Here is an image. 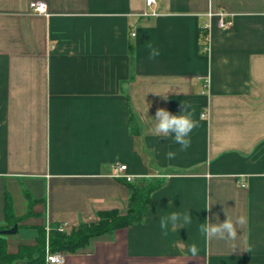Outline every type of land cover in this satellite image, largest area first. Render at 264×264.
Masks as SVG:
<instances>
[{"label":"crops","instance_id":"1","mask_svg":"<svg viewBox=\"0 0 264 264\" xmlns=\"http://www.w3.org/2000/svg\"><path fill=\"white\" fill-rule=\"evenodd\" d=\"M221 10L232 27L213 17L208 32ZM150 11L145 0H0V221L7 198L22 218L9 252L48 223L69 231L126 213L128 187L112 175L127 165L134 180L162 181L145 220L64 264H264V0H157ZM182 102L198 122L186 151L152 135L157 108L179 115ZM173 211L192 222L163 235ZM226 215L245 218L237 238L205 240L200 224Z\"/></svg>","mask_w":264,"mask_h":264},{"label":"trees","instance_id":"2","mask_svg":"<svg viewBox=\"0 0 264 264\" xmlns=\"http://www.w3.org/2000/svg\"><path fill=\"white\" fill-rule=\"evenodd\" d=\"M203 46L204 53L207 52ZM128 187L127 211L121 214L118 210H106L97 213L93 222H80L69 231L59 232L51 224L48 239L44 227H41L34 245H20L14 253L8 251L7 236L0 234V264H45L46 246L51 253H75L86 247L92 238L105 234L112 235L117 230L132 225L142 224L148 212L152 194L161 188V180L141 178L125 181ZM12 210L11 201L6 199L4 223L0 221V231L9 229L20 222Z\"/></svg>","mask_w":264,"mask_h":264},{"label":"clouds","instance_id":"3","mask_svg":"<svg viewBox=\"0 0 264 264\" xmlns=\"http://www.w3.org/2000/svg\"><path fill=\"white\" fill-rule=\"evenodd\" d=\"M147 48L149 50L148 59L154 60L160 56V49L154 47L151 43L147 45ZM181 109V114L174 115L165 108H157L155 116L152 117L154 120L152 135L164 139L171 137L176 144L180 145V151H186L191 146L190 134L196 127H198V122L192 118L190 104L182 102ZM175 156L176 153L173 151H169L166 154L167 159H174ZM211 208L212 205L210 204L205 209L211 212ZM191 222L192 216L189 211L185 213L173 211L170 214L163 215L159 218V227L162 234L167 235L169 225H171L172 230H179L190 225ZM245 222L244 217H239L236 220H233L228 216L223 222H220L219 216H216V222L213 223L212 217L209 216L204 223L200 224L199 231L204 236L205 240L218 239L234 241L237 238V226H242ZM235 250L236 248L234 247L233 251ZM188 251L193 257H195L199 253V248L193 243L188 248ZM244 251L250 252V249H245Z\"/></svg>","mask_w":264,"mask_h":264},{"label":"built area","instance_id":"4","mask_svg":"<svg viewBox=\"0 0 264 264\" xmlns=\"http://www.w3.org/2000/svg\"><path fill=\"white\" fill-rule=\"evenodd\" d=\"M145 4L151 9L150 12L144 13V16H157L158 13L155 11V6L157 5V0H145ZM30 8L34 13L47 15V4L44 1H33L30 3ZM216 17L218 20V26L221 29H229L233 25V20L225 10L218 12L210 11L208 13L209 22L206 23L205 29L209 32L212 29V18ZM208 40V36L206 38ZM208 46L206 47V50ZM202 116H206L204 113ZM117 179H122L125 181H133L134 176L128 173L127 165H118L114 168V173L112 175ZM59 232H66L67 225L59 224L54 225ZM51 229V224H46L45 231L48 239V234ZM66 260L65 253H51L48 246H46L45 264H64Z\"/></svg>","mask_w":264,"mask_h":264},{"label":"water","instance_id":"5","mask_svg":"<svg viewBox=\"0 0 264 264\" xmlns=\"http://www.w3.org/2000/svg\"><path fill=\"white\" fill-rule=\"evenodd\" d=\"M17 231H18V224H15L13 227L9 229H4L0 231V234L4 236H11V235H15Z\"/></svg>","mask_w":264,"mask_h":264}]
</instances>
